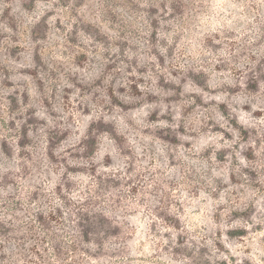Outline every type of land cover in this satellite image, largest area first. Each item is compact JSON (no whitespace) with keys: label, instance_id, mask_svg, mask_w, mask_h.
<instances>
[{"label":"rangeland","instance_id":"obj_1","mask_svg":"<svg viewBox=\"0 0 264 264\" xmlns=\"http://www.w3.org/2000/svg\"><path fill=\"white\" fill-rule=\"evenodd\" d=\"M0 264H264V0H0Z\"/></svg>","mask_w":264,"mask_h":264}]
</instances>
